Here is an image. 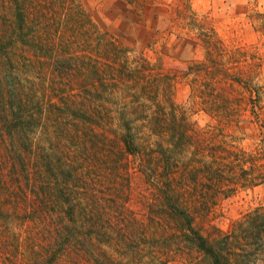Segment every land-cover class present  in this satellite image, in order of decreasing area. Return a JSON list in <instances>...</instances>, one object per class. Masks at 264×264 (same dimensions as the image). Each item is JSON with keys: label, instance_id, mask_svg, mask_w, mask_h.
Returning a JSON list of instances; mask_svg holds the SVG:
<instances>
[{"label": "trees", "instance_id": "trees-1", "mask_svg": "<svg viewBox=\"0 0 264 264\" xmlns=\"http://www.w3.org/2000/svg\"><path fill=\"white\" fill-rule=\"evenodd\" d=\"M82 12L76 0H0V159L7 166L6 174L16 180L19 195L28 191L30 199H35V203L25 205L23 213L16 212L24 219L36 218L39 236L34 264H253L264 258V205L244 213L228 232L216 228L206 235L196 226V207L182 197V191L195 192L202 197L198 201L206 202L216 190L222 193L225 186H237L239 176L237 181L231 176V166L224 161L218 144H201L194 159L186 161L192 134L184 117L175 113L177 104L172 99L171 117L150 120L147 116L139 119L144 125L138 127L139 123L126 115L113 119L100 94L87 99L83 91L74 93L76 97L71 100L61 90L53 100L36 83L33 105V91L23 83L18 87L21 66L28 71L36 59L60 78L80 68V55L87 53L84 47L89 45ZM57 18L61 29L57 36L48 37ZM71 28L75 35L65 37V30ZM79 30L86 35L79 37ZM109 42V55L121 52L114 41ZM145 63L136 66L154 70ZM185 74L210 76L201 82L207 86L220 76L243 82L239 74L205 61L192 62ZM161 77L152 74L150 84L155 95ZM168 78L165 74L166 88L170 85ZM205 88L213 97L219 95L212 87ZM153 98L156 101L149 110L155 106V110L164 111L165 107ZM142 110L138 106L135 112ZM50 124L53 129L49 134L44 129ZM145 127L163 136L152 148L158 160L152 169L151 158L142 153ZM162 130H167V136ZM46 137L47 142L40 144ZM102 150L142 156L143 175L151 180L152 173L157 192L148 203L147 218L138 223H151L155 232L140 235L146 226L135 228L130 235L120 232L134 218L136 222L127 207L130 184L122 180L116 185L113 180L119 178L124 164L104 162L98 155ZM226 152L224 149L223 154ZM226 154L233 157L231 151ZM240 158H232L230 163L243 168V172ZM11 192L9 184L0 179V218L12 216L17 208L9 200ZM2 202L12 207H4ZM104 210L111 212L106 214ZM141 242L154 243L147 256L136 249Z\"/></svg>", "mask_w": 264, "mask_h": 264}, {"label": "rangeland", "instance_id": "rangeland-1", "mask_svg": "<svg viewBox=\"0 0 264 264\" xmlns=\"http://www.w3.org/2000/svg\"><path fill=\"white\" fill-rule=\"evenodd\" d=\"M76 3L84 15L82 21L86 23L89 44L84 49L88 51L80 55V68L64 78L53 75L46 63L37 59L28 71L21 66L18 71L21 82L16 81L18 87L23 83L33 91V105L36 83L41 92L46 91L53 100L61 90L71 100L83 91L87 99L100 94L113 119L126 115L140 127L144 122L139 119L147 116L150 120L171 117L172 99L177 104L175 113L184 117L192 134L184 155L186 161L194 159L201 144L202 147L207 142L218 144L224 161L231 166V176L235 181L239 176L237 186H225L222 193L216 190L213 198L206 197V202L198 201L202 197L195 192L182 191V197L196 207L193 208L197 213L196 226L201 232L211 235L216 228L228 232L236 219L264 205V0H76ZM60 21L57 18L51 24L48 37L58 35ZM97 34L102 41H98ZM42 35L46 37L45 31ZM74 35L73 28L65 30V37ZM85 35L79 30V37ZM109 40L114 41L121 52L109 55ZM198 61L239 74L243 82L220 76L207 86L201 82L210 76L185 74L188 66ZM141 62L149 63L154 70L138 69L136 64ZM153 73L170 77L167 88L161 77L158 95L150 84ZM195 84L198 86L193 87ZM205 87H212L219 95L213 97ZM153 96L165 107L164 111L155 110V106L149 110L156 101ZM138 106L143 109L140 113L135 112ZM52 129L50 124L44 130L50 134ZM142 129L146 143L142 153L151 158L149 167L152 169L158 163L154 143L163 136H158L157 130ZM166 131L162 130L165 136ZM48 139H42L40 144ZM33 141L36 142V132ZM224 149L231 151L233 157L227 152L223 154ZM98 155L104 162L124 164L119 169V178L113 181L116 185L122 180L130 184L127 207L133 211L136 222L134 218L131 225L122 227L120 232L134 234L133 230L139 226H146L140 235L154 231L151 223L148 222V226L146 222L138 223L147 218L148 203L157 192L152 173V182L143 175L142 156H120L107 150ZM235 157H241L243 172L238 165H231L230 160ZM6 170L4 160L0 159V179L9 184L12 190L9 200L17 208L12 216L0 218V264H34L32 259L36 258L39 236L36 235L39 231L36 218L24 219L16 212L23 213L25 205L30 201L35 203V199H30L28 191L19 195L16 180L10 178ZM110 212L104 210L106 214ZM146 244L149 245L141 242L136 249L147 256L154 243ZM253 264H264V258H258Z\"/></svg>", "mask_w": 264, "mask_h": 264}]
</instances>
